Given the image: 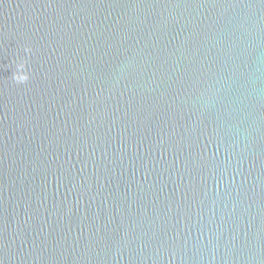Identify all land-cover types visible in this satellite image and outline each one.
Wrapping results in <instances>:
<instances>
[{
    "label": "water",
    "instance_id": "1",
    "mask_svg": "<svg viewBox=\"0 0 264 264\" xmlns=\"http://www.w3.org/2000/svg\"><path fill=\"white\" fill-rule=\"evenodd\" d=\"M0 264H264V0H0Z\"/></svg>",
    "mask_w": 264,
    "mask_h": 264
},
{
    "label": "clouds",
    "instance_id": "2",
    "mask_svg": "<svg viewBox=\"0 0 264 264\" xmlns=\"http://www.w3.org/2000/svg\"><path fill=\"white\" fill-rule=\"evenodd\" d=\"M30 49L26 48L25 52H29ZM16 66H17V71L14 73L12 79L15 80L17 83H24L26 82L29 77L28 74L24 71H22V69L25 68V63L26 61L24 59H20L18 61H15Z\"/></svg>",
    "mask_w": 264,
    "mask_h": 264
}]
</instances>
